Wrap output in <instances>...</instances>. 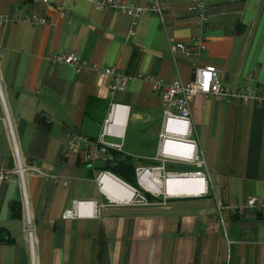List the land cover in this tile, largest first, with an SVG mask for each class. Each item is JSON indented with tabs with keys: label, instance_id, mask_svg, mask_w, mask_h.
Here are the masks:
<instances>
[{
	"label": "crops",
	"instance_id": "obj_1",
	"mask_svg": "<svg viewBox=\"0 0 264 264\" xmlns=\"http://www.w3.org/2000/svg\"><path fill=\"white\" fill-rule=\"evenodd\" d=\"M128 1L155 3L160 13L133 21L84 0L68 7L63 0H0L8 118L24 163L49 176L26 178L36 227L33 260L12 212L21 196L18 182H0V234L8 239L0 242V264H264V103L194 98L192 139L204 162L206 190L200 196L159 197L146 206L105 203L95 180L107 165H81L68 149L70 132L98 138L111 104H119L128 111L123 135L107 138L122 145L116 159H130L134 169L147 166L158 149L163 106L161 93L145 77L191 80L194 64L170 53L177 43L201 38L204 58L196 65L215 67L231 91L249 86L264 94V0H207L204 31L193 0ZM31 15L45 17L46 24L19 19ZM54 54H74L93 69L77 73L70 65H53L48 57ZM108 67L131 76L114 99L108 95L111 80L101 73ZM13 166L0 102V172ZM115 197L122 202L130 194ZM249 197L263 206H245ZM73 201L96 202L100 214L64 219Z\"/></svg>",
	"mask_w": 264,
	"mask_h": 264
},
{
	"label": "built area",
	"instance_id": "obj_2",
	"mask_svg": "<svg viewBox=\"0 0 264 264\" xmlns=\"http://www.w3.org/2000/svg\"><path fill=\"white\" fill-rule=\"evenodd\" d=\"M75 1L79 0H63V3L64 6L68 7ZM84 1L91 3L96 9L100 11L118 12L132 18L133 21H136L141 16L158 15L160 13L155 3L147 6H138L128 0ZM206 1L207 0H193V10L197 15V23L200 29L203 31L209 21ZM40 2L46 4L48 3V0H40ZM19 19L38 26L44 25L47 22V19L40 15H31L22 19L19 17ZM3 20H5L3 17L0 18V21ZM204 52V47L201 44V38L190 43H177L171 46V55L174 56L176 54H181L185 59L194 64L192 67V78L186 83L180 80L167 82L155 77H145V79L149 81L151 89L161 93L163 124L161 133L159 135L158 149L156 155L150 160V163H148L147 166H139L135 169V177L137 178L136 183L138 187L134 188L128 185L129 189L132 191V197L129 201L122 203L112 201L103 191V180H110L111 177L109 174H112L108 171L98 174L95 180L97 192L101 197L104 198L106 203L146 206L150 203L148 197L152 199L159 197L164 199L178 198L165 195L164 193L154 195L146 190L143 185V182L147 181L146 176L155 173H158L160 176L163 175V178L161 177L162 179L169 178L171 175H193L195 178L201 180L202 184H204L203 190L197 196L206 193L204 172L201 171L204 167V162L198 155L197 142L192 139L193 128L190 122V105L192 101L195 97L202 96L204 98H212L226 103L231 101L264 103V94L261 93L257 88L249 86H244L237 89L236 91H231L222 84L215 67H200L196 65L197 62L204 58ZM48 60L53 65H70L77 73H84L93 69V66H91L88 62L80 60L74 54L49 55ZM101 73L104 77H107L111 80L108 87V95L112 99H114L117 94L122 93L125 90L128 81L131 79V76L112 67L102 68ZM4 88L5 86L0 75V102L3 105L6 114V121L9 127L12 154L14 159L13 168L0 172V182L13 180L18 182L21 190V196L19 199L20 220L22 223V230L24 233L27 250L31 259L33 260L36 248V227L28 203L26 193V178L29 174H39L46 179L49 178V176L42 173L39 169L28 166L24 163L22 153L20 152L13 135L10 119L8 118ZM119 108L124 109L125 111L127 110L126 107H123L119 104H111L110 112L107 118L104 120L102 131L98 138L90 140L71 132L67 135V147L74 154L81 165L88 167H93L97 163H102L105 166L111 165L114 162L113 153L122 151L121 144L106 140L108 137H122L119 133L115 132L116 124L113 120V115ZM170 124H176V130H170ZM168 165H182L185 167L194 166L196 170L182 172L169 171L167 170ZM245 206L260 208L263 206V202L257 197H249L245 201ZM99 207L103 209L105 206L101 204ZM217 209L220 211L223 209V207L218 203ZM238 211L240 212L241 209H238ZM99 214L100 211L97 208L96 202L73 201L71 209L63 213V218L67 220L80 219L83 217H97Z\"/></svg>",
	"mask_w": 264,
	"mask_h": 264
},
{
	"label": "bare ground",
	"instance_id": "obj_3",
	"mask_svg": "<svg viewBox=\"0 0 264 264\" xmlns=\"http://www.w3.org/2000/svg\"><path fill=\"white\" fill-rule=\"evenodd\" d=\"M127 110L123 111L119 108L115 111L113 115L114 123L116 124L115 132L119 133L121 136L123 135L125 124H126ZM173 125V129L176 130V124ZM170 129V128H169ZM147 181L143 182L144 187L151 194L159 195L164 193L165 195L172 197H182V196H194L198 195L203 190V184L201 180L195 178V176H177L171 175L169 178L162 179L158 173L150 174L146 176ZM176 179V180H173ZM181 179H185V182L180 181ZM178 181V182H177ZM169 185L167 186V184ZM103 191L107 194V196L114 202L122 203L129 200H125L122 202H118L115 200V196H121L124 193L130 194V198L132 197V191L126 187L124 184L118 182L116 179L110 178L103 180ZM186 184V186L184 185ZM167 187L171 188V192H168ZM177 193H184L188 195H182Z\"/></svg>",
	"mask_w": 264,
	"mask_h": 264
},
{
	"label": "trees",
	"instance_id": "obj_4",
	"mask_svg": "<svg viewBox=\"0 0 264 264\" xmlns=\"http://www.w3.org/2000/svg\"><path fill=\"white\" fill-rule=\"evenodd\" d=\"M114 155V162L111 165L104 167V171H108L116 177L120 178L122 181L130 184V186L137 188V183L134 181L135 178V169L132 164V161L127 158L116 159V153ZM149 200H153L148 197ZM12 212L14 216L19 217L20 219V204L19 202L12 205ZM1 233V231H0ZM8 241L7 238H3L0 234V242Z\"/></svg>",
	"mask_w": 264,
	"mask_h": 264
},
{
	"label": "rangeland",
	"instance_id": "obj_5",
	"mask_svg": "<svg viewBox=\"0 0 264 264\" xmlns=\"http://www.w3.org/2000/svg\"><path fill=\"white\" fill-rule=\"evenodd\" d=\"M107 140H109V141L111 140V141H114V142L116 141V140H114V139H110V138L107 139ZM169 166H170V165H168L167 167H169ZM177 167L180 168L179 170H182L181 167H185V166H182V165H176V168H177ZM168 169H169V168H167V170H168ZM188 169H189V168H187V169H185V170L188 171ZM161 177L163 178V175H162ZM134 181L137 182V178H136V177L134 178ZM160 198H162V197H160ZM102 201H104V202L106 203V201H105L104 199H103Z\"/></svg>",
	"mask_w": 264,
	"mask_h": 264
},
{
	"label": "water",
	"instance_id": "obj_6",
	"mask_svg": "<svg viewBox=\"0 0 264 264\" xmlns=\"http://www.w3.org/2000/svg\"><path fill=\"white\" fill-rule=\"evenodd\" d=\"M109 176H110L111 178H113V179H116L118 182L124 184L126 187H128V185H126L124 182H122V181L119 180L118 178H116V177H114V176H112V175H110V174H109ZM128 188H129V187H128Z\"/></svg>",
	"mask_w": 264,
	"mask_h": 264
}]
</instances>
